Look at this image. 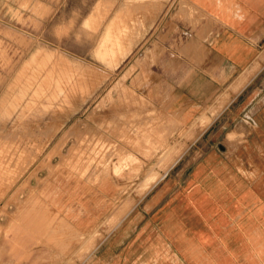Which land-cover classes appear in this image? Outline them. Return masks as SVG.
Returning <instances> with one entry per match:
<instances>
[{"label": "rangeland", "instance_id": "rangeland-1", "mask_svg": "<svg viewBox=\"0 0 264 264\" xmlns=\"http://www.w3.org/2000/svg\"><path fill=\"white\" fill-rule=\"evenodd\" d=\"M200 18L189 0H0V264H89L153 198L211 122L170 108L177 30Z\"/></svg>", "mask_w": 264, "mask_h": 264}, {"label": "crops", "instance_id": "crops-1", "mask_svg": "<svg viewBox=\"0 0 264 264\" xmlns=\"http://www.w3.org/2000/svg\"><path fill=\"white\" fill-rule=\"evenodd\" d=\"M189 2L170 108L211 122L89 264H264V0Z\"/></svg>", "mask_w": 264, "mask_h": 264}, {"label": "bare ground", "instance_id": "bare-ground-1", "mask_svg": "<svg viewBox=\"0 0 264 264\" xmlns=\"http://www.w3.org/2000/svg\"><path fill=\"white\" fill-rule=\"evenodd\" d=\"M10 133V132H9Z\"/></svg>", "mask_w": 264, "mask_h": 264}]
</instances>
